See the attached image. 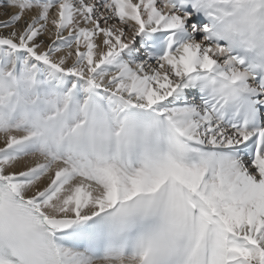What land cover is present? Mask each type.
<instances>
[{
  "label": "snow or ice",
  "instance_id": "1",
  "mask_svg": "<svg viewBox=\"0 0 264 264\" xmlns=\"http://www.w3.org/2000/svg\"><path fill=\"white\" fill-rule=\"evenodd\" d=\"M0 264H264V0H0Z\"/></svg>",
  "mask_w": 264,
  "mask_h": 264
}]
</instances>
